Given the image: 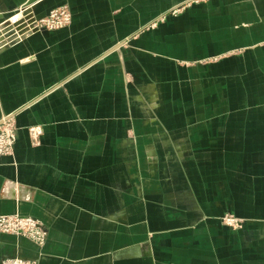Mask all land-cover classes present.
Returning <instances> with one entry per match:
<instances>
[{"label":"crops","instance_id":"obj_1","mask_svg":"<svg viewBox=\"0 0 264 264\" xmlns=\"http://www.w3.org/2000/svg\"><path fill=\"white\" fill-rule=\"evenodd\" d=\"M27 1L73 17L0 47V214L49 230L0 264H264V0Z\"/></svg>","mask_w":264,"mask_h":264},{"label":"built area","instance_id":"obj_2","mask_svg":"<svg viewBox=\"0 0 264 264\" xmlns=\"http://www.w3.org/2000/svg\"><path fill=\"white\" fill-rule=\"evenodd\" d=\"M72 15V10L67 4L55 6L41 16H36L28 11L27 6L21 7L6 18V22L8 20L10 22L8 28L0 26L2 28L0 30V33H2L0 34V47L8 40L9 34L6 33H10V31L23 32L25 29H27V32L39 29L56 30L70 25ZM24 25H26L25 28ZM3 31L6 32L3 33ZM16 129L15 123L9 117L0 122V159L3 156L13 154L17 141ZM229 220L234 223L238 222L237 218H229ZM0 232L24 235L40 244L45 242L47 236V230L38 218L21 213L0 214ZM6 264H36V261L16 258L9 259Z\"/></svg>","mask_w":264,"mask_h":264},{"label":"rangeland","instance_id":"obj_3","mask_svg":"<svg viewBox=\"0 0 264 264\" xmlns=\"http://www.w3.org/2000/svg\"><path fill=\"white\" fill-rule=\"evenodd\" d=\"M64 4H67V3H64ZM67 5H69V4H67ZM69 6H70V5H69ZM70 8H71V7H70ZM26 215H28V214H26ZM34 217H35V216H34ZM35 218H37V217H35ZM229 218H237V219H238V222L234 223V222L230 221ZM38 219H39V218H38ZM39 220L42 222L43 227L47 230V236H46V240H47V238H48V234H49V230H48L46 224H45L41 219H39ZM222 220H223L224 223L229 224V225H231V226H235V227H237L238 225H240V224L242 223V219H241L240 217H238L236 214L232 213V212H226V213L222 216ZM2 233H6V232H2ZM12 234H14V233H12ZM17 235H19V234H17ZM23 236H24V235H23ZM26 237H27V236H26ZM28 238H29V237H28ZM29 239H30V238H29ZM30 240H31V239H30ZM46 240H45V242H46ZM45 242H44V243H45ZM35 243H36V242H35ZM44 243H43V244H44ZM37 244H39V245H43V244H40V243H37ZM16 258L31 259V260L36 261V264H38V261H37L36 259L26 258V257L18 256V255H15V256H5V257L3 258V260H2V264H6V262H7L9 259H16Z\"/></svg>","mask_w":264,"mask_h":264},{"label":"water","instance_id":"obj_4","mask_svg":"<svg viewBox=\"0 0 264 264\" xmlns=\"http://www.w3.org/2000/svg\"><path fill=\"white\" fill-rule=\"evenodd\" d=\"M34 1H36V0H28L26 4L29 5V4L33 3ZM1 10H3V9L0 8V23H3L4 21H6V16L2 13Z\"/></svg>","mask_w":264,"mask_h":264},{"label":"bare ground","instance_id":"obj_5","mask_svg":"<svg viewBox=\"0 0 264 264\" xmlns=\"http://www.w3.org/2000/svg\"><path fill=\"white\" fill-rule=\"evenodd\" d=\"M5 22H6V21H5ZM5 22H4V23H5ZM0 25H1V24H0ZM0 30H2V29L0 28ZM0 34H2V33H0Z\"/></svg>","mask_w":264,"mask_h":264}]
</instances>
